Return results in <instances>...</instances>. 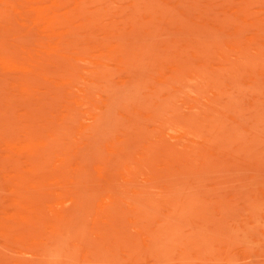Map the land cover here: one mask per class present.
I'll list each match as a JSON object with an SVG mask.
<instances>
[{
    "label": "rangeland",
    "instance_id": "rangeland-1",
    "mask_svg": "<svg viewBox=\"0 0 264 264\" xmlns=\"http://www.w3.org/2000/svg\"><path fill=\"white\" fill-rule=\"evenodd\" d=\"M0 264H264V0H0Z\"/></svg>",
    "mask_w": 264,
    "mask_h": 264
}]
</instances>
